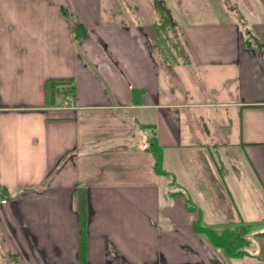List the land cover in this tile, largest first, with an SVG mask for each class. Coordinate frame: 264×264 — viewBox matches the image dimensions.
<instances>
[{
	"label": "crops",
	"instance_id": "0c3cea01",
	"mask_svg": "<svg viewBox=\"0 0 264 264\" xmlns=\"http://www.w3.org/2000/svg\"><path fill=\"white\" fill-rule=\"evenodd\" d=\"M164 2L171 51L153 0L145 24L114 0H0V264H264V233L229 257L173 194L207 224L264 219V0ZM50 78L72 81L54 103Z\"/></svg>",
	"mask_w": 264,
	"mask_h": 264
},
{
	"label": "trees",
	"instance_id": "16d2710c",
	"mask_svg": "<svg viewBox=\"0 0 264 264\" xmlns=\"http://www.w3.org/2000/svg\"><path fill=\"white\" fill-rule=\"evenodd\" d=\"M153 5L156 10L158 20L154 23V27L157 32L158 41L163 44V47L171 51L169 46V39L171 38L169 33L175 35V25L172 20L170 10L166 7L164 0H153ZM74 32L76 38H83L86 35L84 26L76 22L74 24ZM248 33V32H247ZM250 34V33H249ZM252 40L250 36L246 38L245 45L252 46ZM172 42L177 47V43ZM72 84L69 79L50 78L46 81V95L51 100L50 103H54L55 95L61 86ZM145 126V125H141ZM149 149L156 156L155 169L159 174H164L172 177L168 171L163 169L162 163V147L151 140ZM171 183L175 184L174 177H172ZM181 193L185 197V205L188 210L197 212L198 218L193 221L192 228L195 232L202 234L206 240L214 247L221 248L229 257L241 258L246 255H250L249 246L252 242V237L259 236L264 233V219L254 221H228L221 223L207 224L201 219V213L198 207L193 203L191 198L183 191L179 190L173 192V194ZM86 197L83 191L79 193V213L81 219V247L82 251L85 250V242H83V227L86 217ZM251 235V237H250ZM84 246V247H83Z\"/></svg>",
	"mask_w": 264,
	"mask_h": 264
},
{
	"label": "rangeland",
	"instance_id": "374dc122",
	"mask_svg": "<svg viewBox=\"0 0 264 264\" xmlns=\"http://www.w3.org/2000/svg\"><path fill=\"white\" fill-rule=\"evenodd\" d=\"M103 1L106 2V0H103ZM135 1H136L135 4H133V1H131V0H114V2H116L117 6H118L117 10L119 9V11L122 10V11L127 12V15H130L132 17L131 20H133L134 23H136L138 21V22H141V24H145L144 20H142V19L146 18L147 15H144V14L141 15V12L137 11V9L135 7L133 8V6H135V5L138 6V4L141 3L142 8L145 12H146V10H150L151 12H153L154 10H153L152 4H151V0H135ZM127 3H129L131 5V8H129ZM119 5L121 7H119ZM143 10H141V11H143ZM131 12H133V13L131 14ZM69 20L72 22L71 19H69ZM71 27L73 30L74 23L71 24ZM169 35L171 37L169 39V46L171 47V49H174V47H176V46L172 42V39L174 40L175 43H177V40L174 39L175 35H172L171 33H169ZM177 59H179L180 62L182 63V60L184 59V54L181 52V54L179 56H177ZM162 60H163V57L161 58V61ZM164 60L165 61H164L163 65L168 66V62L166 61V59H164ZM171 64H173V63L171 62ZM180 69H181V65L179 66V69L177 67H175V72L179 73ZM214 187H220V186H219V184L215 183ZM231 219H232V217H231L230 213L228 212V215H227L225 220H231ZM250 237H251V235H250Z\"/></svg>",
	"mask_w": 264,
	"mask_h": 264
},
{
	"label": "built area",
	"instance_id": "2783aa9c",
	"mask_svg": "<svg viewBox=\"0 0 264 264\" xmlns=\"http://www.w3.org/2000/svg\"><path fill=\"white\" fill-rule=\"evenodd\" d=\"M67 103H68V102H67V101H65V104H66V105H67ZM2 202H6V200H5V199H3V200H2Z\"/></svg>",
	"mask_w": 264,
	"mask_h": 264
}]
</instances>
